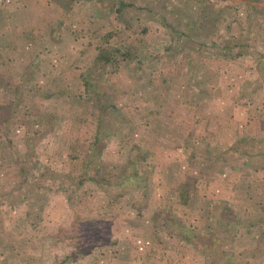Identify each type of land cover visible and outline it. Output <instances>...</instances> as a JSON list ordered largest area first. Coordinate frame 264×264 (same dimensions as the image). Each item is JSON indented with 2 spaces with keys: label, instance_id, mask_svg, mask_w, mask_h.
<instances>
[{
  "label": "rangeland",
  "instance_id": "obj_1",
  "mask_svg": "<svg viewBox=\"0 0 264 264\" xmlns=\"http://www.w3.org/2000/svg\"><path fill=\"white\" fill-rule=\"evenodd\" d=\"M45 1L51 17L84 14L81 46L95 68L86 77L88 92L84 88L82 95L76 94L81 86L73 78L69 94L45 96L37 94L33 79L17 78L26 52L0 51L2 263L124 264L128 250L122 249L120 260L111 256L114 237H144L154 231L171 264L198 262L193 236L200 247L211 244L216 264H243L263 255L262 63L255 66L253 78L238 74L228 86L224 79L204 78L205 73L197 72L192 39L179 34L191 26L176 16V0H133L138 6L133 3L117 15L113 0H101L105 27L107 20L131 23L105 42L98 32L103 9L95 2ZM0 5L8 20L30 9L29 0H0ZM144 26L151 32L146 34ZM100 41V48H118L111 61L98 53ZM133 45L135 50L129 48ZM235 63L234 68L240 66ZM55 82L56 88L63 84L59 78ZM207 87L214 89L206 93ZM216 87L221 94L214 93ZM41 104L54 107L48 109L54 115L40 111ZM208 108L212 124L204 128ZM37 118L49 121L40 125L43 133L35 132ZM65 120L69 130L73 125L72 136L81 135L83 142H67L62 135L46 140V132L58 130ZM200 120L201 126L194 128ZM224 121L232 126L222 131ZM97 128L99 140L93 143ZM174 230L187 240L178 243ZM175 255H180L177 261Z\"/></svg>",
  "mask_w": 264,
  "mask_h": 264
},
{
  "label": "crops",
  "instance_id": "obj_2",
  "mask_svg": "<svg viewBox=\"0 0 264 264\" xmlns=\"http://www.w3.org/2000/svg\"><path fill=\"white\" fill-rule=\"evenodd\" d=\"M29 1L30 9L27 10V8H23L26 9V12H15L13 18H10V20L7 18L5 19L0 12V51H2V49L6 50L8 47L7 51L8 49L17 51L15 54H19L21 51L26 52V58L22 57L23 62H19L22 71L21 74L17 75V78L23 80L27 78L33 79V82L36 83L37 94L43 93L45 96L52 97L59 94H64L65 96L66 93H68L67 91L71 89V82L69 79L76 78L80 81L81 89L83 88L76 92V94L82 95L85 88L83 85L84 77L86 78L95 68V62H89L87 60L89 58H86L88 57L86 55L87 53H85L86 49L81 46V43H83L81 41L82 37L86 35L83 28L85 25L83 22L85 19L84 14L76 18L70 16H68V19L63 18V16H61L62 18L60 16L54 18L51 17L52 15H48L46 11L49 7L48 2L45 0L39 2L33 0ZM85 1L95 2L97 8L103 9L101 12L104 13L101 18L102 27L98 31L100 35H102L101 38L104 35H109L110 33L108 31L110 29H112V34H114L115 32L117 33L118 30L121 29L122 31L130 26V22L124 23L119 19L117 23L107 20L106 23L109 24V26L105 27L106 10L104 9V5L93 0ZM85 1L83 2L85 3ZM113 1L115 3V8L118 1ZM131 1L133 2V0H130V2ZM83 2L78 3L84 4ZM175 3L180 6H178L179 8L176 12L178 19H183L187 24L190 21L192 22V27H190L191 30L187 28V32L185 29L184 31H179V34L192 39L191 42L194 45L193 55L198 57V59L197 57L195 58L200 64L197 72L200 74L205 73L204 78L224 79L225 84L228 86L230 80L237 77L238 74L240 77H247V79L248 77L253 78L254 74L257 72L255 66L262 63L261 66L264 67V0H176ZM136 4L137 3H135V6H138V4ZM91 5H94V3ZM129 8L130 7H127L125 11ZM113 11L116 15L121 13L119 11ZM87 14L90 15V13ZM151 30V28L147 27V30H145L146 34L150 33ZM163 34L168 33L163 32ZM178 39L179 37L177 36L176 41H178ZM100 45L101 41L96 43L95 46L97 50ZM136 45L137 44H135V46ZM168 45L169 44H167V46ZM135 46L133 45L129 48L135 50ZM85 47L87 48L88 45ZM0 55H2V53H0ZM108 61H111V59ZM234 63H239L240 66L234 68ZM43 64H46V66H43ZM56 78L63 80V84L60 88H56L55 86ZM236 79H238V77ZM207 89L206 93L214 88L207 87ZM217 89H220V87H216L214 93L221 94ZM119 91L126 94L123 92L122 88ZM202 91H205V89L203 88ZM196 92L198 93V91ZM7 93L8 92H6V94ZM73 93L75 92L72 91V94ZM139 93L141 94V92ZM119 96H122V94L119 93ZM37 100H42L41 96L37 97ZM51 102L50 99V103ZM233 102L234 100H231L229 110ZM39 108L43 113H51L52 115L55 113L48 110H55L54 107L47 108L41 104ZM31 109L33 112L37 111L36 108ZM206 109L207 108L202 110L205 111ZM212 111H214V109ZM207 113L210 117L209 121H204V125L202 126L204 128L212 124L210 121L211 109L208 108ZM66 121L67 120L57 124V126H59L58 130L55 131V129H51L46 132V140L49 141L51 135H53L54 138H60L62 135L65 136L67 142H83L81 135L78 136L73 134L74 136H72L71 131L73 125L70 123L69 130L68 126H66ZM18 122L19 121H17V125L25 126L22 124V121V123ZM44 124L48 125L49 121L47 120V122H45L37 118L35 132L43 133L40 125L44 126ZM197 125L201 126V120L199 124L193 123L194 128L197 127ZM231 126L232 123L224 121V124L220 125V128L226 130ZM189 129L191 130L192 126H190ZM237 129L242 130V126L239 125ZM224 130L222 129V131ZM148 181L144 185V190L147 188ZM138 186H140V184ZM150 187L151 186L144 191L148 194V197L150 191L148 189ZM171 188L173 190L176 189L174 186ZM5 197L6 195H4V198ZM161 197L165 198V195ZM183 202H185V200H183ZM181 227L190 231V229L184 225H181ZM113 231L114 234H117L115 229H113ZM179 232L180 233L174 230L172 236L178 238V243H183L187 240L186 235L182 233L181 230ZM192 236L193 235L190 237ZM156 237V231L151 235L145 234L144 237L133 234L117 235L114 237L113 247L111 246L113 250L111 256L114 260H120L121 251L125 249V251L128 250V252L124 251L125 255L122 260L124 264H171V258L167 249ZM194 238L196 237H192V243L191 241L189 242L192 248L197 252L198 262L193 264H202V260L203 264H216L211 261V255H213L214 250L210 251V249H207L208 251L206 252ZM156 255H159L160 260H154V256ZM179 256L175 255L173 260L176 259L177 261ZM247 259H249V257ZM0 264L5 263H2V260H0ZM243 264H264V254L260 255L256 260L252 257L243 262Z\"/></svg>",
  "mask_w": 264,
  "mask_h": 264
},
{
  "label": "trees",
  "instance_id": "obj_3",
  "mask_svg": "<svg viewBox=\"0 0 264 264\" xmlns=\"http://www.w3.org/2000/svg\"><path fill=\"white\" fill-rule=\"evenodd\" d=\"M71 1H73V2H83V1H85V0H71ZM94 1H96V2H100L101 0H94ZM104 1V0H103ZM118 1V3H117V5L115 6V8H114V10L117 12V11H119V12H124L125 11V9L127 8V7H132V6H134V2H130L129 0H117ZM152 11H154V10H152ZM187 24V23H186ZM188 25H189V27L191 26L192 27V22L190 21L189 23H188ZM143 29V28H142ZM145 30H147V27L145 28V26H144V31ZM112 34V32L108 35H104L102 38H101V40L103 41V42H105L106 41V39H107V37H109L110 35ZM175 42H173V44H174ZM174 47V46H173ZM98 48H100L99 46H98ZM108 48H110V50H108L107 48L106 49H104V48H100L99 49V53H100V55L102 56V57H104V58H106V60H109V59H112V57H114V52H116L115 50H118V48H116V47H110V46H108ZM176 48V47H175ZM83 83H84V87H85V89H86V91L88 92L89 90H90V82H89V80L86 78V79H84L83 80ZM108 103H110V105L111 106H114V104H113V102L111 103V102H108ZM99 135H100V130L97 128L96 129V131H95V138H94V142L93 143H97L98 142V140H99ZM92 179H94L95 181H97V182H99L96 178H94V177H91ZM202 248L203 249H210V251H212L213 250V248H212V246H211V244L210 245H208V247L206 248V247H204V246H202ZM214 253V252H213Z\"/></svg>",
  "mask_w": 264,
  "mask_h": 264
}]
</instances>
